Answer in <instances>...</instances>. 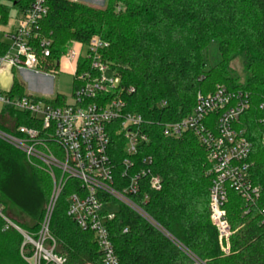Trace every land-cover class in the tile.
<instances>
[{
	"label": "trees",
	"instance_id": "1",
	"mask_svg": "<svg viewBox=\"0 0 264 264\" xmlns=\"http://www.w3.org/2000/svg\"><path fill=\"white\" fill-rule=\"evenodd\" d=\"M31 2L0 0V24L8 23L12 9L23 12ZM119 4L126 9L117 13ZM39 27V35L53 41V57L73 41L88 42L95 36L108 41V57L120 69L122 85L134 88L125 97L126 109L142 116L149 143L140 146L136 156L142 167L146 159V177L140 179L139 191L131 199L159 228L120 206L109 226L120 264H195L189 255L201 264H264V109L260 108L264 104V0H107L103 9L50 0L48 15ZM213 42L219 44L221 59L208 70L205 51ZM8 49L0 42V56ZM236 57L246 62L244 84H237L228 68ZM218 86L251 94V108L241 123L252 144L251 178L261 188L260 200L247 215H243L244 201L229 189L227 216L232 230L242 228L231 237L228 257L210 218V165L205 150L191 133L178 140L163 134L164 124L191 114L198 93H212ZM24 95V87L15 81L9 96ZM21 126L36 124L14 107L2 109L0 131L17 136ZM152 176L161 180L159 191L150 186ZM76 186L77 182L67 184L52 213L49 233L56 242L55 253L65 257L67 264H101L93 234L67 216V199ZM52 187L40 166L30 164L23 152L0 139V206L9 220L34 238ZM24 242L23 235L7 228L0 217V264H30L34 248Z\"/></svg>",
	"mask_w": 264,
	"mask_h": 264
},
{
	"label": "built area",
	"instance_id": "2",
	"mask_svg": "<svg viewBox=\"0 0 264 264\" xmlns=\"http://www.w3.org/2000/svg\"><path fill=\"white\" fill-rule=\"evenodd\" d=\"M49 2L32 0L21 12L7 34L11 43L7 53L0 56V69L9 67L48 80L66 73L73 78L72 101L67 102L62 95L47 99L25 93L11 98L10 91L0 93L3 108L14 107L36 124L19 127L17 136L0 131V139L23 152L30 164L40 166L50 176L52 194L37 238L9 220L1 206L0 217L7 228L13 227L23 235L24 244L33 246L30 264H67L65 257L55 253L56 242L49 227L65 187L77 182L67 199V216L80 229L93 234L101 264H120L109 230L120 206L153 222L131 199L139 191L140 179L146 177V159L143 167L136 160L140 146L149 143L143 131L145 121L126 109L125 97L134 88L122 85L120 69L108 57V41L98 36L88 42L73 41L53 57L52 39L39 35V24L48 15ZM47 85L42 82L38 87L46 90ZM251 105L249 92L218 86L212 93H198L195 107L184 119L163 125L165 137L178 140L191 133L206 152L210 165V218L226 254L233 236L226 210L229 189L244 201L243 215L249 214L261 198V188L251 178L252 144L241 123ZM260 108L264 109V104ZM150 186L159 191L161 180L152 176ZM108 207L114 210L108 211Z\"/></svg>",
	"mask_w": 264,
	"mask_h": 264
},
{
	"label": "rangeland",
	"instance_id": "3",
	"mask_svg": "<svg viewBox=\"0 0 264 264\" xmlns=\"http://www.w3.org/2000/svg\"><path fill=\"white\" fill-rule=\"evenodd\" d=\"M69 1L82 3L84 5H89V6L100 8V9L105 8L107 5V0H69ZM118 7H120V10H118L117 8L116 10L117 13L123 12L126 9L125 6H123V4H119ZM15 23H16L15 16H14L13 11H11L8 23L6 25L0 24V41H3L7 44L11 43V39L7 37V34L12 31ZM218 49H219V44L217 42H213L209 45V47L205 51L206 69L209 70L210 68H212L213 66L217 65L220 62L221 55ZM228 68H229V71L231 72V77H233L234 80L237 81L236 82L237 84L245 83L246 62L243 57L234 58L229 63ZM24 74H25L24 71H20V70L15 71V81L24 87L25 93L34 94V95L44 97L47 99L54 98L57 95H62L66 97L67 102L72 101L73 92H74V84H73V78L70 75L66 73H59L55 76H51L49 80L47 81L48 85L46 87V90L40 91V90H36L33 88L30 82L25 79ZM107 210L112 211L114 210V208L108 207ZM150 223L154 225L155 227L157 226L154 222H150ZM241 228L242 227L235 228V230H233V236ZM164 234L166 233L164 232ZM223 254L225 257H228L229 255H231V240H230L229 253L227 254L223 253ZM189 256L191 257V259L194 261L195 264H201V262L197 258L193 257L192 255H189Z\"/></svg>",
	"mask_w": 264,
	"mask_h": 264
},
{
	"label": "crops",
	"instance_id": "4",
	"mask_svg": "<svg viewBox=\"0 0 264 264\" xmlns=\"http://www.w3.org/2000/svg\"><path fill=\"white\" fill-rule=\"evenodd\" d=\"M11 11H13L14 16H15V21L17 23V20L19 19L21 12H18L15 9H12ZM0 42H3V41H0ZM24 73H25L24 74L25 79L30 82V84L33 86L34 89L45 91L44 88L38 87V84L42 82L47 83L48 81L47 78L40 77V76L34 75L32 73H28V72H24ZM14 82H15V70L10 69L9 67H3L2 69H0V93L11 91ZM2 109H3V106L0 104V112L2 111Z\"/></svg>",
	"mask_w": 264,
	"mask_h": 264
}]
</instances>
